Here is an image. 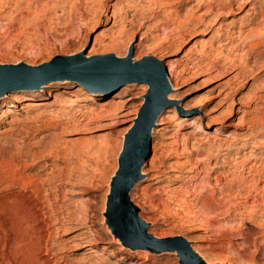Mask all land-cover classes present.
Segmentation results:
<instances>
[{"label":"rangeland","instance_id":"374dc122","mask_svg":"<svg viewBox=\"0 0 264 264\" xmlns=\"http://www.w3.org/2000/svg\"><path fill=\"white\" fill-rule=\"evenodd\" d=\"M56 2L0 0V80L5 79L0 90L14 88L0 97V106L3 100L20 99L18 107L4 112L0 108V151L15 171L13 181L5 180L0 161V264H33L32 244L18 226L26 204L37 214L41 241L48 242L46 264H56L55 259L58 264H180L176 251L155 253L123 244L114 229L109 230L106 214L124 139L149 89L144 82L119 87L120 76L129 72L150 76L160 60L173 61L183 74L173 89L164 71L166 99L169 94L172 99H167L154 122L150 157L129 194L137 215L145 219L149 233H160V239L189 236V245L202 253L205 264H264V225L256 227L244 216L226 224L216 214L226 209L224 205L209 213L218 220L206 223L211 217L202 214L205 219L200 222L199 216L189 224L183 217L187 209L178 201L188 188H198L200 181L213 183L208 177L222 170L200 164L208 171H188L206 150L235 157L236 146L244 138L240 160L254 162L253 156L259 163L264 157V43L253 53H259L258 65L249 58V39L232 53L222 44V38L234 36L238 27L246 30L243 25L251 17L248 6L205 25L199 19L205 8H198L193 0H106L103 4L76 0L71 10L70 0L62 7ZM259 3L256 0L253 6ZM188 17L197 19L181 37L180 23ZM127 59L128 64L119 62ZM73 60L61 62L59 75L33 82L35 70L53 61ZM244 62L253 67V74L233 79L238 68H228ZM136 63L142 64L133 66ZM56 82L58 86L42 92L44 85ZM71 82L74 85H66ZM36 91L42 95L33 97L30 92ZM74 94L78 100L63 111L61 104ZM130 97L134 99L126 103ZM203 99L208 101L193 107ZM168 142L163 151L153 147ZM185 160L189 163L178 168ZM19 173L38 178L39 190L17 182ZM174 175L179 179L164 183ZM172 193L180 197L170 199ZM206 194L211 195L210 189ZM258 218L264 222V217ZM90 239L98 244L83 246Z\"/></svg>","mask_w":264,"mask_h":264},{"label":"bare ground","instance_id":"6f19581e","mask_svg":"<svg viewBox=\"0 0 264 264\" xmlns=\"http://www.w3.org/2000/svg\"><path fill=\"white\" fill-rule=\"evenodd\" d=\"M56 1H57L56 2L57 3V6L60 3V5L62 7V4L65 3V2H68L69 0H56ZM70 1L71 2L68 3L67 5H68V8L71 10L72 8H74V5L76 4V0H70ZM103 1H106V0H99L100 3L103 2ZM193 1L196 2L198 8H205V11H204L203 15L199 17L200 20L205 21V25H207L208 23H210V24H216L218 22V20L220 19V17H222V15L224 13L226 15L235 14L237 12L236 10L248 6V10H250V12H248V15L251 16V17L249 19H247L248 24L245 23L243 25V26L246 27V30H242V27H238L237 28V32H236V34L234 36L232 34L231 36H225L224 38H222V44L227 48L226 50H228V51H230V53H232L231 51H235V50H238V49L241 50L240 47L242 46V42H244L245 39L246 40L249 39V41H248V43H249V49L248 50H249V52L251 54L249 58L255 59L258 56L259 53H256L255 55H253V53L255 52L254 51L255 49L257 51V48L256 47L258 45H262L264 43V0H260L261 3H259V6H253L255 4L256 0H193ZM241 1H244V2L241 3ZM96 3H98V2L96 1ZM236 3H239V6H235ZM101 4H103V3H101ZM70 10H68V11H70ZM110 17L111 16H109V18ZM124 19L125 18H123V17L120 18V20H122L121 21L122 24H123ZM194 19H197V18H193V17L189 18L188 17V18L183 19L181 23L179 22L180 25H181V27H180L181 37L184 36V33H186L187 29L191 26V24H193V20ZM179 23L178 24L176 23L177 26L179 25ZM178 28H179V26H178ZM120 32H118V34ZM218 53H220V52H218ZM228 57L229 56H227L226 58H228ZM234 57H236V55ZM75 58L76 57H74V58H67V59H75ZM232 58L231 59L228 58V60H231L232 61ZM58 59H60V58H58ZM61 59H63V58H61ZM96 59H92V60H96ZM133 59H135V58H133ZM233 59H235V58H233ZM128 60L129 59L124 60L123 63H126V61H128ZM74 61H76V60H73V61H58V62H55V63H53L54 62L53 61L50 65H47V66H44V67H42L40 69L35 70L36 73H38V74H36L35 77L33 78L34 80H36V81H33V82H37V81L43 79V77H45L47 75L48 76L55 75L56 73L49 72V70L53 69V67H55L57 65H60L61 62L71 63V62H74ZM160 61L162 62L161 64L163 66L164 71L167 73V79L170 82V85H172V88L175 89L177 87V85H178L181 77H182L183 70L179 69L173 63V61H171V60H167V61L160 60ZM256 61H257L256 59L253 60V62H254L253 65H258V64H256V63H258ZM138 65H140V63H136L133 66L136 67ZM231 68L232 69H234V68L237 69L238 68V71L232 77L233 79H236V80L239 77L242 78V79H244L248 75H252L253 74V71H254L253 67L252 66H249L248 63H246V62L242 63L241 66L232 64L228 69H231ZM29 84L31 85L33 83L30 82V83H28V85ZM67 84L74 85V82L66 83V85ZM58 85L59 84H57V82H56V84L55 83L54 84H46V85H44L45 89L42 92H48V90H50L49 88H54V87H56ZM30 93H32L33 97H37V96H41L42 95L40 93V91L30 92ZM5 94L1 95L0 97L4 96ZM7 97H10V96L8 95ZM78 98H79V96L77 94H74L71 98H69L68 100L64 101L61 104V107H63V111H67L72 106V103L75 102V101H77ZM132 99H134V97L133 98H131V97L130 98H127L124 101L127 103V102L131 101ZM167 99H172V95L169 94V97L167 96ZM203 100L204 101L202 103H199L198 102V104H196V106L194 105L193 107H198V106L200 107V105H203V104H205L208 101L207 99L206 100L203 99ZM198 101H200V100H198ZM19 103H20V99H18V97L14 100V102H10V101L3 100L2 101V105L0 106V108L4 112V110H7L10 107H18V104ZM142 105H143V102L140 103V107ZM134 113H135V111H134ZM163 122H160V123L162 124ZM253 122H254V120H253ZM129 128L127 130H129ZM156 133H158V131L157 130H154V134H156ZM246 142H247L246 139H244V138H241L240 139L239 144H237V146H236L237 151L234 152V154H236L235 157H229V156L225 155V153H219V152L216 153V154H212V152L210 151V149H208L202 155V156H204V158H202L199 163L198 162L197 163L194 162V166L191 169L189 167V170L188 171H192V172L195 171L196 173H201V172L204 171L201 168H199L201 165L203 167L205 166L204 168H207V169L208 168L213 169L215 167H218V168H222V170L219 171V172H217L216 175H212L211 177L209 176V174L206 173L209 176L208 178L213 179V181H214L213 183L207 182L209 184L204 185V184H202L203 181H200L201 184L198 183V185H197L198 188H194V187H196L194 185V187L192 186L193 187L192 190H189V188H188V191L186 189H184L186 191L183 192V195H184V198L182 197L183 199H181L180 195H178V194L175 195V194L172 193L173 195H171V196L169 195L170 196L169 198L170 199H173V200H177V197L178 196L180 197V198H178V199H180V200H178L179 203H180L179 205L182 206L183 209L184 208L187 209V213H188V215L185 214L183 216L187 220L186 222H190L189 224H193L194 223L193 221H196V218L199 217V216H200V218H198V221L200 220V222H201V220L205 219V218H202L201 217L202 214H204V215L206 214L207 217L210 218L211 215H209V213H211V211L212 212L213 211H217L216 209H218L219 207L221 208V206L224 205L226 207V209L225 210L218 211V213H216V214L222 216L220 218H223V220H224V222L226 224L230 223V225H232V222H234V221L236 222V219L237 218H239L241 216H244L245 218L247 217L248 220L254 221L256 227H261V226L264 225V222L261 221V219H259V218H258L259 220L257 219V217H261V218L264 217V157H263V159L260 160L259 163L256 162V160H258L259 158H256V157H253V156H252V159L255 160L254 162H250V161L249 162L248 161L246 162L244 160H240V155H239L240 154V149H241L242 145L246 144ZM256 142H260V140L258 139V140H256ZM170 144L171 143H169V144H167V143H163V144H161V143H155V145L153 147L155 148V150L157 152L159 150L161 151L163 148H165L167 145H170ZM197 152L200 153L201 151H197ZM159 154H161V153H159ZM159 154H157V155H159ZM4 156L5 155L3 153H1V151H0V161L3 164V166H4V168H3L4 169L3 170V178L5 180L13 181L14 180L15 171L13 170L10 162H7V160L5 159ZM154 158H156V157L154 156L153 159L150 160V164H152V165H153V162L155 161ZM212 159L214 160V163H212ZM157 160H158V157H157ZM198 160H200V159H198ZM187 162L188 161L185 160V164L184 163L183 164H179L178 163L177 164L178 168L179 167L180 168L181 167H184V165H186ZM152 165H150V166L152 167ZM198 165H200V166L198 167ZM182 171H184V170H182ZM20 173H19V176L16 175L18 177V179H17L18 181L17 182L22 181L21 182L22 184H25L27 186L28 185L29 186L31 185L37 191L39 190L38 189V178H33L31 176L22 177L20 175ZM16 174H18V173H16ZM171 177H174V178H169L164 183L165 184H171L172 182H175L174 180L179 179L178 176L176 177L175 175L174 176H171ZM192 180H193V178H192ZM14 182H16V181H14ZM262 182H263V185H261ZM13 183H11V184H13ZM209 189H210V194H211L210 196H208L206 194V192ZM180 191H182V189ZM183 195H181V196H183ZM214 195L217 196V199L215 197H214L215 199L213 198ZM202 197H205V198L202 199ZM201 199L204 200V201H202ZM165 202H166V200H165ZM200 202H202V203L200 204ZM198 203L200 204V206H198ZM24 204H26V203H24ZM39 206H41V205H39ZM23 209H22L23 210V214H22L23 216H21L23 220L20 219L21 217L19 218L20 220H22V222H20V225H18V226H19V229L22 230V236L24 238H27L26 240H28V242H30V244H32V246L29 244L30 247H32V248H30V247L29 248L32 251V252L30 251V253L33 256L32 257L33 258L32 259L33 260V264H46V259H45V257L43 255L49 252L48 251V242H42L41 241V235L39 234L40 233V227L38 226L39 223H38L37 214H36L35 210L34 211L31 210L32 208H31L30 204L29 205L26 204ZM222 209H223V207H222ZM167 210H168V208H167ZM197 213L199 215H197ZM138 217L143 222H145L144 221L145 219H143L140 216H138ZM213 217H215V213L213 214ZM215 218H213L214 221H215ZM209 220H212V217H211V219H208V221H207V218H206V220H204L203 222L207 221L206 223H209L210 224V221ZM85 224L86 223H83L81 225L82 226H85ZM235 228H234V230H235ZM113 229H114V227L111 225L109 227V230L112 231ZM153 235L156 238H158V239L161 238L160 233L159 234L156 233V234H153ZM185 238L184 239L189 243V239H191V238H189V236L188 237L185 236ZM97 244H98V241L96 239H90V240L85 241L84 244H83V246H86L87 245L88 248H91V247H93V246H95ZM189 246L191 248V245H189ZM191 249L194 251V253L201 260L202 259V256H201L202 253H200L196 249H193V248H191ZM175 251H176V253L178 255L177 250H173V252H175ZM55 262H56V264H58L57 259H55ZM47 263H49V262H47ZM31 264H32V262H31Z\"/></svg>","mask_w":264,"mask_h":264},{"label":"water","instance_id":"95a60500","mask_svg":"<svg viewBox=\"0 0 264 264\" xmlns=\"http://www.w3.org/2000/svg\"><path fill=\"white\" fill-rule=\"evenodd\" d=\"M124 64H128V61ZM157 65L158 68L147 77L136 75L135 72L120 76L119 87L131 82H144L148 84L149 89L145 102L124 139L119 168L112 180L106 204V214L109 223L114 227L115 235L123 244L133 249H146L155 253L177 250L180 264H205L184 238L158 239L149 233L144 222L138 217V209L129 196L131 189L141 178L142 165L150 157V137L154 122L168 101L166 95L169 89L165 72L160 62H157ZM58 66L60 65L55 66L57 69L53 71L57 75L63 69ZM1 82H5V79L0 80V85ZM12 89L14 88L1 89L0 96Z\"/></svg>","mask_w":264,"mask_h":264}]
</instances>
